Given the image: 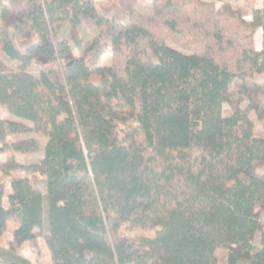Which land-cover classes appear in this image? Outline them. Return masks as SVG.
<instances>
[{
	"label": "trees",
	"instance_id": "1",
	"mask_svg": "<svg viewBox=\"0 0 264 264\" xmlns=\"http://www.w3.org/2000/svg\"><path fill=\"white\" fill-rule=\"evenodd\" d=\"M137 1L0 0V174L37 148L11 139L26 128L4 113L47 139L36 181L10 178L6 206L0 179V264H31L16 249L40 237L51 264H214L219 247L226 264H264V137L250 119L264 132V3ZM65 22L75 47L79 26L92 36L79 56Z\"/></svg>",
	"mask_w": 264,
	"mask_h": 264
},
{
	"label": "rangeland",
	"instance_id": "2",
	"mask_svg": "<svg viewBox=\"0 0 264 264\" xmlns=\"http://www.w3.org/2000/svg\"><path fill=\"white\" fill-rule=\"evenodd\" d=\"M204 1L213 3L216 8H221L225 5H229L232 9L244 12L245 14H249L251 10L254 8H261L264 3V0H204ZM148 6H150V0H141L139 9L141 11H146ZM68 19L72 20L70 19L69 15H68ZM247 20H250V18L247 17ZM65 28H66L65 37L69 41L73 54L75 56L81 55L83 53V49L88 47L89 44L91 43L92 36L85 30V28H83L82 26H79L77 29V32L79 36L81 37L82 45L80 48H77L75 47L73 41L71 40V36H73V31L75 28L72 29L70 27L69 22H65ZM254 42H255L256 49L259 50L261 48V30L260 29H257L256 32L254 33ZM36 58L41 59L42 57L38 55ZM111 58L112 57H111L110 52L109 53L104 52L99 56L97 60V65L98 66H110L111 61H112ZM9 64H11L12 68H16V66L19 65V62H15V63L13 62ZM48 67L49 68L53 67V64L48 65ZM37 69H38V66L35 63L29 64L27 67V70L36 76L39 75V72ZM246 105L247 104H243L242 107L245 108ZM4 116L7 119L21 123L26 128V131L24 133L12 136L11 138L12 140H33L37 145V148L35 151H30L27 153H19V152L13 153V157L15 161L19 164L20 167L14 170L13 172H11L9 176H4L0 174V179L5 181V192L3 196V203L6 206L5 197L7 193L10 192V187H9L10 178H27L31 183H34L36 181L34 173L32 172L31 166L42 159L43 149H44L47 139L41 136L36 131V129L34 128V125L30 121L12 116L8 113H4ZM221 116L222 117L229 116V108L227 104L222 105ZM250 119L252 120L253 125H254V128H253L254 134L258 137H264V132L262 131V128H261V122H259L256 119L253 113L250 114ZM6 157H7V153L1 154L0 160L4 161ZM41 187H43V185H41ZM16 224H17V221L15 218L13 217L8 218L7 229L3 237V242L5 241L6 238L10 236ZM47 229H48V225H47V219H46V212L44 210L43 211V223L41 227V233L43 236L47 234ZM257 240H258V234L254 239V244L257 243ZM16 252L22 255L23 257L27 258L31 264H51L49 254L47 252L43 237H40L36 244H32L28 242L22 244L19 248L16 249ZM228 252H229V249L227 248H223V247L217 248L215 251L214 264H226V258H227Z\"/></svg>",
	"mask_w": 264,
	"mask_h": 264
},
{
	"label": "crops",
	"instance_id": "3",
	"mask_svg": "<svg viewBox=\"0 0 264 264\" xmlns=\"http://www.w3.org/2000/svg\"><path fill=\"white\" fill-rule=\"evenodd\" d=\"M94 1H103V0H94ZM141 3V0L137 1V7L139 9V5ZM148 8V7H147ZM82 9V6L77 3H72L67 6V13L70 17V19H73L76 15H78L79 11ZM140 10V9H139ZM109 53V52H108ZM17 62V61H14ZM17 67V66H16ZM28 67V66H27Z\"/></svg>",
	"mask_w": 264,
	"mask_h": 264
}]
</instances>
